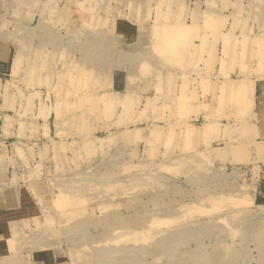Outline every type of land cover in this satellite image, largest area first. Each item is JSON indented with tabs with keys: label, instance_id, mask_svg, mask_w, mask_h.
I'll return each mask as SVG.
<instances>
[{
	"label": "rangeland",
	"instance_id": "374dc122",
	"mask_svg": "<svg viewBox=\"0 0 264 264\" xmlns=\"http://www.w3.org/2000/svg\"><path fill=\"white\" fill-rule=\"evenodd\" d=\"M61 2L0 0V39L31 53L48 13L71 49L55 70L36 49L5 85L0 264H264V150L240 138L251 91L235 90L264 77V0ZM110 14L155 32L153 62L99 54Z\"/></svg>",
	"mask_w": 264,
	"mask_h": 264
},
{
	"label": "crops",
	"instance_id": "0c3cea01",
	"mask_svg": "<svg viewBox=\"0 0 264 264\" xmlns=\"http://www.w3.org/2000/svg\"><path fill=\"white\" fill-rule=\"evenodd\" d=\"M61 1V3L64 4L67 2V0ZM34 14V19L38 21V25H35L33 28L31 26L26 28L28 33L34 38L35 42L34 49L31 53H27V49H25V47L23 48L20 39H18L17 42H12L10 39H0V127L3 132L2 139L5 142L11 137L5 136L3 131L6 117L11 116V110L5 108V98L8 92L5 85L11 80L20 82V80L25 77L26 69L31 66V63L34 62V59L36 58V49L39 54V61H41L38 63V67L42 66L43 60H46V57L49 58L48 68L50 70H55L57 67H63V63L65 64L66 62L61 61L69 59L68 54L71 49L69 50L67 47L68 37H65L64 32L60 30L61 23H58L56 28H54L52 24L41 25L43 21L42 18L46 20H56V22L59 20L61 22L65 21V18H58V16L51 17L48 13L43 16L40 12H34ZM101 15L102 14L99 16ZM112 16L113 15L111 14L108 16L110 25L108 29L112 27L113 32L110 33V31L107 30V26H101V24L98 26L99 40L97 43L101 46V49H98L99 54H103L105 60H112L114 63H120L123 55L134 59L136 63L144 61L153 62L155 58V53L153 52V47L155 45V32L152 31L150 27L139 28L127 25V27L124 26L123 30L121 28V22L120 24L118 22L116 23L114 22L116 19H114L112 23ZM102 19V21L107 19L105 11H103ZM46 20L44 23H46ZM159 31L161 30L159 29ZM162 32L163 30L161 33ZM157 36L160 40L161 37L159 35ZM99 58H101V56ZM249 80L250 87L247 82L237 83L235 87L236 92L239 94L245 92L246 88H250L249 91H251L248 97L249 110L247 118L243 123L238 124V126L241 125L239 135H241L240 138L243 140V143L249 142L252 149L257 148L262 152V150H264V77H251ZM8 95H10V90ZM225 126L229 125L221 123V125L218 126L211 122L206 123L204 129L206 133H213L215 137H218L223 141L228 142L230 141V138L235 139L236 134L226 131ZM49 131L52 133L51 127L49 128ZM202 140L201 135L196 136L194 142L195 144L198 143L195 146L201 148ZM250 157L252 161L256 159L255 162L258 163L264 158V156L259 158L256 152ZM16 196L17 194L11 190L0 192V222L11 212H5L3 209L11 210L16 206V200L14 199ZM8 237L11 239L12 236L10 233H8Z\"/></svg>",
	"mask_w": 264,
	"mask_h": 264
},
{
	"label": "bare ground",
	"instance_id": "6f19581e",
	"mask_svg": "<svg viewBox=\"0 0 264 264\" xmlns=\"http://www.w3.org/2000/svg\"><path fill=\"white\" fill-rule=\"evenodd\" d=\"M185 27V26H184ZM183 30V29H182ZM160 34H161V31H157V35H159L160 36Z\"/></svg>",
	"mask_w": 264,
	"mask_h": 264
}]
</instances>
